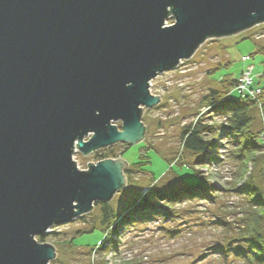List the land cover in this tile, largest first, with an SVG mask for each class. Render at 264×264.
Returning a JSON list of instances; mask_svg holds the SVG:
<instances>
[{
  "label": "water",
  "instance_id": "obj_1",
  "mask_svg": "<svg viewBox=\"0 0 264 264\" xmlns=\"http://www.w3.org/2000/svg\"><path fill=\"white\" fill-rule=\"evenodd\" d=\"M262 23L264 0H0V264H49L36 236L126 185L124 158L72 157L142 142L153 78Z\"/></svg>",
  "mask_w": 264,
  "mask_h": 264
},
{
  "label": "rangeland",
  "instance_id": "obj_2",
  "mask_svg": "<svg viewBox=\"0 0 264 264\" xmlns=\"http://www.w3.org/2000/svg\"><path fill=\"white\" fill-rule=\"evenodd\" d=\"M172 23V18L166 20V25ZM258 49L264 50V23L206 40L191 58L150 81V93L159 96L160 102L143 109L146 133L142 142H118L86 155L76 149L72 158L81 170L87 169L88 162L97 163L101 155H107L124 158L130 173L125 176L126 185L109 202L96 201L88 213L50 227L42 242L55 249L49 264H248L236 253L243 248L237 238L246 224L248 205L236 187L246 176H252L254 184L264 190L261 163L242 164L226 134L218 137L217 147L209 151L208 158L185 150L180 135L196 120L216 126L218 134L222 132L225 114L206 104L209 95L215 98V92L221 94L223 90L219 77L234 78L252 65L253 85L260 87L264 96V52ZM242 56H248V61L244 62ZM256 109L252 130L257 133L261 122ZM116 125L119 127L120 122ZM90 137L86 135L84 140ZM139 161L143 164L134 165ZM201 180L213 186L207 195L192 193L180 202H169L173 205L170 216L157 214L131 225L135 223L129 218L131 212L124 210L147 191L169 193L179 185H196ZM153 202L167 203L165 197L154 198ZM103 238L104 245L97 249L95 245Z\"/></svg>",
  "mask_w": 264,
  "mask_h": 264
},
{
  "label": "trees",
  "instance_id": "obj_3",
  "mask_svg": "<svg viewBox=\"0 0 264 264\" xmlns=\"http://www.w3.org/2000/svg\"><path fill=\"white\" fill-rule=\"evenodd\" d=\"M257 51L264 52L262 49ZM237 78L238 76L234 78L231 76L219 77L218 80L222 83L223 88L221 94L215 92L217 97L211 98L212 95H209V100L207 99L208 102L206 104L214 106L220 113L225 114V121L220 126V131L222 130V132L218 134L216 126L203 124L202 120H196L181 132L182 147L185 150L208 158L207 154L209 151L217 147L218 137L226 134L229 136L230 142L235 145L237 149L235 156L242 159V164L247 161H252L254 164L256 162L261 163L260 172L264 177V144L261 143L259 138L261 126H259L257 133L252 130V125L255 122L254 113L257 115V105L253 99L234 89ZM213 132H216L214 137H208V134ZM107 157V155H101L100 159ZM199 162L203 164L200 159ZM142 164L143 162L139 161L134 165L139 166ZM129 173L128 169L124 170L126 177ZM210 187L213 189V186L201 180L196 185H179L177 189L169 193H157L158 191L156 192V190L147 191L138 200L132 201L129 204L130 206L124 211L126 213L131 212L129 218L135 222L131 224L133 226L147 221L157 214L166 218L172 214L173 205L170 203L185 200L192 193L197 194L196 196H203L208 193V188ZM236 188L237 192L244 196L248 204L244 219L246 224L242 227L237 238V240L242 242L243 248L237 249L236 253L245 258L248 264H264V190L254 184L252 176H246L244 182ZM159 197H165L167 203L159 205L153 202L154 198L159 199ZM102 207L105 209L106 204L102 203ZM104 218L108 219L106 214ZM114 227H117V225L115 224ZM88 232H92V230ZM44 238L45 235H40L36 237V240L44 242ZM73 238L75 240L76 237ZM104 243L103 238L95 246L97 249H101Z\"/></svg>",
  "mask_w": 264,
  "mask_h": 264
},
{
  "label": "built area",
  "instance_id": "obj_4",
  "mask_svg": "<svg viewBox=\"0 0 264 264\" xmlns=\"http://www.w3.org/2000/svg\"><path fill=\"white\" fill-rule=\"evenodd\" d=\"M244 62L248 61V56H242L241 58ZM253 66L248 65L242 70L237 78V83L234 89L238 90L242 94H245L249 98L253 99L257 104L259 109V116L261 122V130L259 133V138L262 144H264V96L260 87H254L253 76H252Z\"/></svg>",
  "mask_w": 264,
  "mask_h": 264
}]
</instances>
